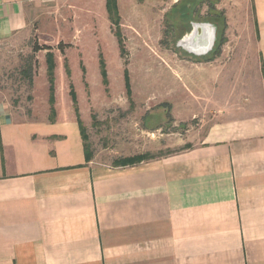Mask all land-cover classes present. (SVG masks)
I'll return each mask as SVG.
<instances>
[{
  "label": "crops",
  "instance_id": "obj_1",
  "mask_svg": "<svg viewBox=\"0 0 264 264\" xmlns=\"http://www.w3.org/2000/svg\"><path fill=\"white\" fill-rule=\"evenodd\" d=\"M43 1L0 0V45L29 29ZM125 1L116 0L121 20ZM54 3L110 23L106 0ZM232 4L250 19L230 64H252L256 81L239 91L232 67L210 62L196 82L210 124L179 153L128 166L87 161L78 119L89 118L88 102L82 114L71 95L54 97L51 120L49 101L23 115L0 100V264H264V0ZM64 71L70 78L69 61Z\"/></svg>",
  "mask_w": 264,
  "mask_h": 264
},
{
  "label": "rangeland",
  "instance_id": "obj_2",
  "mask_svg": "<svg viewBox=\"0 0 264 264\" xmlns=\"http://www.w3.org/2000/svg\"><path fill=\"white\" fill-rule=\"evenodd\" d=\"M190 1L127 0L122 4L123 20L116 3L122 24L120 51L112 23L93 19L92 24L67 13L72 10L65 3L44 0L29 29L0 45V100L23 115L31 113L35 101L36 111L44 113L49 95L45 55L51 52L55 101H70L72 81L78 102L73 109L79 107L83 114L89 103L90 116L81 124L91 157L115 165L133 157L144 162L181 152L192 144L190 133L210 124L202 122L210 112L209 98L204 87L200 93L196 85L198 78L208 77L203 69L210 62L222 69L232 67L229 80L232 77L234 87L242 92L258 75L252 64L244 67L235 58L230 64L236 37L246 39L249 33L250 18L239 7L235 10L236 0H196L199 19L216 16L224 22L216 51L205 59L194 58L177 46L182 37L177 14L181 3ZM99 60L104 63V80ZM64 61H69L70 78ZM80 62L86 74L81 75ZM222 87L226 88L222 84L217 89ZM221 97L216 100L223 101Z\"/></svg>",
  "mask_w": 264,
  "mask_h": 264
},
{
  "label": "trees",
  "instance_id": "obj_3",
  "mask_svg": "<svg viewBox=\"0 0 264 264\" xmlns=\"http://www.w3.org/2000/svg\"><path fill=\"white\" fill-rule=\"evenodd\" d=\"M115 4H116V0H106V11L108 14V18H109V21H111L110 23H112L116 27L115 37L117 38V43H118V46H119L120 51H121L123 39H122V34H121L120 19H119V16L117 14ZM181 5H182V7L179 8V13L177 14V16L180 18V22H182V26L185 25L188 20L194 21L195 19L198 22H211L217 26V42H216L215 47L211 53L216 51L217 47L220 44V36H221L220 34L223 31V29H225L224 22L222 23L221 21H219L216 16H209L208 18H205V19H199L198 18L199 17V11H196V6L198 5L196 0H191L190 2H187V3H181ZM182 10H184V11H182ZM186 28L189 29L190 26L186 25ZM61 46L59 45V47H61ZM45 50H49V48L45 47ZM208 55L206 57H208ZM206 57H201V58L205 59ZM46 63H47L46 75H47V79H48V83H49V89H48L49 99H48V101H49L50 107H51L50 108V118L52 120L54 117V111L52 109V105L54 104V73H53L54 72V62H53L52 55L50 53L46 54ZM99 66H100V71H101V74H102V77L104 80L105 70H104V63L102 60H99ZM125 86L128 89V83H125ZM70 94H71L72 101L75 104L76 101H75V95H74L73 89L70 90ZM81 123L82 122L78 119V126L80 129V133H81V137H82V141H83V145H84L85 157H86V160L89 161L91 156L88 152V146L86 144V136L84 135V131H83ZM141 160H142V158L133 157L130 159H125L123 161H115L114 166L116 167V166L134 165V164H138Z\"/></svg>",
  "mask_w": 264,
  "mask_h": 264
},
{
  "label": "water",
  "instance_id": "obj_4",
  "mask_svg": "<svg viewBox=\"0 0 264 264\" xmlns=\"http://www.w3.org/2000/svg\"><path fill=\"white\" fill-rule=\"evenodd\" d=\"M217 42V26L211 22L191 23V31L177 42V46L184 49L193 57H206Z\"/></svg>",
  "mask_w": 264,
  "mask_h": 264
},
{
  "label": "flooded vegetation",
  "instance_id": "obj_5",
  "mask_svg": "<svg viewBox=\"0 0 264 264\" xmlns=\"http://www.w3.org/2000/svg\"><path fill=\"white\" fill-rule=\"evenodd\" d=\"M194 22H198L196 19L193 21V20H188L187 23L185 25L182 26L181 30H182V37L184 35H186L187 33H189L191 31V23H194ZM186 25L190 26L189 29L186 28ZM190 30V31H189ZM182 37H180L182 39Z\"/></svg>",
  "mask_w": 264,
  "mask_h": 264
}]
</instances>
